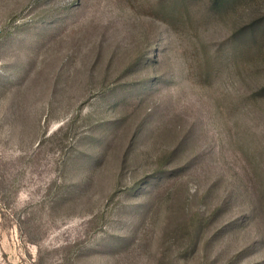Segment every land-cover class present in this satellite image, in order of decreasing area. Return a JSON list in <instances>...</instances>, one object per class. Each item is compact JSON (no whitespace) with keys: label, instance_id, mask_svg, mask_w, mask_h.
<instances>
[{"label":"rangeland","instance_id":"obj_1","mask_svg":"<svg viewBox=\"0 0 264 264\" xmlns=\"http://www.w3.org/2000/svg\"><path fill=\"white\" fill-rule=\"evenodd\" d=\"M212 3L0 0V264H264V0Z\"/></svg>","mask_w":264,"mask_h":264},{"label":"trees","instance_id":"obj_2","mask_svg":"<svg viewBox=\"0 0 264 264\" xmlns=\"http://www.w3.org/2000/svg\"><path fill=\"white\" fill-rule=\"evenodd\" d=\"M228 0H213L212 7L224 5ZM264 20V19H263ZM261 21V20H259ZM262 22V21H261ZM257 94H264V85L256 91Z\"/></svg>","mask_w":264,"mask_h":264}]
</instances>
